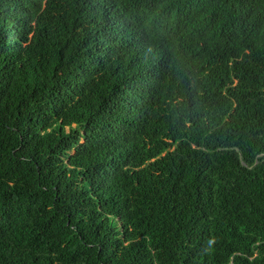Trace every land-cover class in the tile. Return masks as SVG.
<instances>
[{"label":"trees","instance_id":"16d2710c","mask_svg":"<svg viewBox=\"0 0 264 264\" xmlns=\"http://www.w3.org/2000/svg\"><path fill=\"white\" fill-rule=\"evenodd\" d=\"M0 264H264V0H0Z\"/></svg>","mask_w":264,"mask_h":264},{"label":"clouds","instance_id":"9594fccd","mask_svg":"<svg viewBox=\"0 0 264 264\" xmlns=\"http://www.w3.org/2000/svg\"><path fill=\"white\" fill-rule=\"evenodd\" d=\"M210 243H211V241H210Z\"/></svg>","mask_w":264,"mask_h":264}]
</instances>
